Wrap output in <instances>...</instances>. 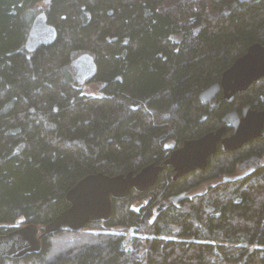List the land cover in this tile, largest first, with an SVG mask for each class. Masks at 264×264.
Returning <instances> with one entry per match:
<instances>
[{"label":"trees","instance_id":"1","mask_svg":"<svg viewBox=\"0 0 264 264\" xmlns=\"http://www.w3.org/2000/svg\"><path fill=\"white\" fill-rule=\"evenodd\" d=\"M47 1L0 0V234L48 224L88 174L163 165L185 140L219 128L226 111L264 109V78L232 101L222 92L213 105L199 99L250 45L264 44V0ZM41 11L57 38L29 51ZM84 53L97 64L90 80L104 84L97 95L71 71ZM252 154L264 158V129L238 150L219 148L205 171L174 180L164 165L148 191L114 199L109 220L63 228L39 252L1 264H217L228 242L241 244L248 264H264V159L238 174Z\"/></svg>","mask_w":264,"mask_h":264},{"label":"water","instance_id":"2","mask_svg":"<svg viewBox=\"0 0 264 264\" xmlns=\"http://www.w3.org/2000/svg\"><path fill=\"white\" fill-rule=\"evenodd\" d=\"M49 1V0H48ZM47 1V2H48ZM57 38V29L48 22L45 11L39 12L26 39V48L35 51L42 45H50ZM75 79L84 84L97 71V64L90 53L75 58L71 64ZM264 78V44L253 43L243 55L223 72L219 81L204 88L199 99L203 105H213L215 98L222 92L224 99L232 101L235 96ZM223 124L198 138L185 140L172 150L163 165L151 163L139 172L109 175L104 172L92 173L81 178L67 194L70 206L43 227L31 223L19 226L6 234H0V264L4 258H22L30 253L39 252L42 239L63 228L81 230L89 222L107 221L113 214L114 199L128 197L133 191L146 192L155 186L164 165L171 166L173 179L178 180L200 169L205 171L211 156L219 148L223 151H235L248 142L263 135L264 109L245 105L241 111L232 109L225 112ZM240 168L260 169L263 159L252 154L240 162ZM185 194L171 197L179 201Z\"/></svg>","mask_w":264,"mask_h":264},{"label":"rangeland","instance_id":"3","mask_svg":"<svg viewBox=\"0 0 264 264\" xmlns=\"http://www.w3.org/2000/svg\"><path fill=\"white\" fill-rule=\"evenodd\" d=\"M43 8V4L40 3L38 9ZM82 92L87 95H97L101 92L102 87L104 84L102 82L98 81H90L87 80L84 84L79 85ZM249 170V167H246L244 169H241L238 174H243L245 171ZM213 182H206L200 185L196 190L192 191L191 194L195 193H201L206 190L208 185ZM153 195V194H152ZM150 197H145L143 199H137L131 204V209L135 210L136 212H139L141 207L146 206L148 200ZM83 228L82 230H84ZM98 230V229H94ZM115 232H123L121 227H117L114 229ZM126 233V232H125ZM127 236L131 235L132 233L127 232ZM241 244L235 243V242H228L224 243L219 247V258L217 261V264H248L246 261V258L240 256L238 254Z\"/></svg>","mask_w":264,"mask_h":264},{"label":"flooded vegetation","instance_id":"4","mask_svg":"<svg viewBox=\"0 0 264 264\" xmlns=\"http://www.w3.org/2000/svg\"><path fill=\"white\" fill-rule=\"evenodd\" d=\"M88 80H90V78H89ZM90 81H91V80H90ZM263 159H264V158H263ZM250 169H253V168H252V167H249V170H250Z\"/></svg>","mask_w":264,"mask_h":264},{"label":"bare ground","instance_id":"5","mask_svg":"<svg viewBox=\"0 0 264 264\" xmlns=\"http://www.w3.org/2000/svg\"><path fill=\"white\" fill-rule=\"evenodd\" d=\"M36 17V16H35ZM35 19V18H34ZM34 21V20H33ZM33 23V22H32ZM31 28V27H30ZM30 31V30H29Z\"/></svg>","mask_w":264,"mask_h":264}]
</instances>
